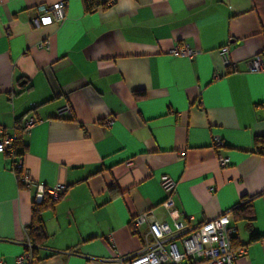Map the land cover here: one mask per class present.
<instances>
[{
  "label": "crops",
  "instance_id": "crops-1",
  "mask_svg": "<svg viewBox=\"0 0 264 264\" xmlns=\"http://www.w3.org/2000/svg\"><path fill=\"white\" fill-rule=\"evenodd\" d=\"M59 1L64 18L34 28L37 7ZM179 47L193 53L170 52ZM255 55L264 60V0H114L90 12L81 0H0V126L13 134L36 118L16 159L35 183L67 186L41 215L48 238L35 264H118L145 248L148 223L134 225L136 216L194 226L249 197L253 221L232 220L231 243L246 250L234 264H264V155L251 151L264 135V70L247 67ZM65 104L70 113L57 116ZM13 161L0 153L4 264L28 240L35 196ZM164 175L176 183L169 194Z\"/></svg>",
  "mask_w": 264,
  "mask_h": 264
},
{
  "label": "built area",
  "instance_id": "built-area-1",
  "mask_svg": "<svg viewBox=\"0 0 264 264\" xmlns=\"http://www.w3.org/2000/svg\"><path fill=\"white\" fill-rule=\"evenodd\" d=\"M63 1L51 5H39L37 14L31 18L34 28L52 22H59L64 18ZM39 47L47 49L49 39L46 38L38 44ZM174 54L190 56L193 51L187 47L173 48L170 51ZM224 66L235 69V63L229 61L228 50L223 46L218 51ZM249 71H263L264 60L261 55H255L247 62ZM69 105H62L56 110L57 116L63 113H70ZM37 121L33 116L28 117L23 123V132L26 133ZM14 136L5 131L0 126V153H8L15 160L12 169L17 171L20 185L25 188L34 187V202L40 203L44 197L57 200L67 192V186L56 184L45 187L40 183H35L23 168L20 160L16 159L12 150ZM219 138L212 140L214 147L221 145ZM219 164H226L225 158L218 159ZM160 185L165 193H171L175 189V181L167 176H162ZM170 200L164 202L169 205ZM148 223L147 237H145V248L141 253L131 256L120 257L118 264H234L235 260L245 253V247H233L231 239L235 236L236 228L233 225L232 217L229 213L223 212L220 215L206 220L200 224L189 226L187 219L173 221L172 224L154 217L151 213L145 212L135 217L133 224L140 222ZM0 264H4L0 258ZM14 264H35L32 253V245L27 240L23 250L19 253Z\"/></svg>",
  "mask_w": 264,
  "mask_h": 264
},
{
  "label": "trees",
  "instance_id": "trees-1",
  "mask_svg": "<svg viewBox=\"0 0 264 264\" xmlns=\"http://www.w3.org/2000/svg\"><path fill=\"white\" fill-rule=\"evenodd\" d=\"M113 2L114 0H81V4L85 12H90L98 7L107 9L112 5ZM135 95L140 94L135 93ZM13 136L14 139L11 147L14 152V156L19 157L26 149V145L23 140V125L21 126L19 124L15 127ZM251 151L264 155V135H258L253 138ZM55 202L56 200H52L47 197H44L40 203L32 202L31 220L25 227V230L26 236L32 245V253L34 258L36 256L37 248L42 246L48 238V234L45 231L41 215L45 210L52 208ZM226 212L231 215L233 221L246 220L247 222L251 223L254 219V214L250 205V197L248 199L246 198L242 203L234 205ZM259 238L260 235L258 233H251V241L258 240ZM237 245L238 244L235 241H232L233 247H237Z\"/></svg>",
  "mask_w": 264,
  "mask_h": 264
}]
</instances>
